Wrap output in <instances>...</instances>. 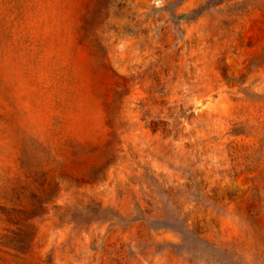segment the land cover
Instances as JSON below:
<instances>
[{"label":"rangeland","instance_id":"1","mask_svg":"<svg viewBox=\"0 0 264 264\" xmlns=\"http://www.w3.org/2000/svg\"><path fill=\"white\" fill-rule=\"evenodd\" d=\"M0 264H264V0H0Z\"/></svg>","mask_w":264,"mask_h":264}]
</instances>
